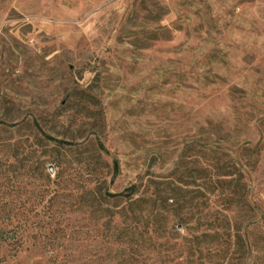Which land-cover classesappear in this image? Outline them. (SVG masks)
<instances>
[{
	"label": "rangeland",
	"instance_id": "obj_1",
	"mask_svg": "<svg viewBox=\"0 0 264 264\" xmlns=\"http://www.w3.org/2000/svg\"><path fill=\"white\" fill-rule=\"evenodd\" d=\"M101 184L140 264H264V0H0V264H121Z\"/></svg>",
	"mask_w": 264,
	"mask_h": 264
},
{
	"label": "trees",
	"instance_id": "obj_2",
	"mask_svg": "<svg viewBox=\"0 0 264 264\" xmlns=\"http://www.w3.org/2000/svg\"><path fill=\"white\" fill-rule=\"evenodd\" d=\"M42 168L44 167V170L47 168H45L47 166L46 162H41L40 165ZM56 167H58V165H56ZM44 182H45V190H43L42 192L39 193V195L43 198L45 197L48 193L52 192V194H54L52 196V198L49 200V203L53 204L54 202H56V200L59 198L60 194L58 192V190H51L52 186H57L58 188L61 186L62 184V177H61V173H59L56 177L55 180H53L52 176L50 174H47L44 172ZM135 187H131L129 189H127L125 191L124 194L121 195H112L110 194L107 189H105L104 185L101 184L99 185L95 190L90 191V194H94V193H98V196L102 199H115V200H119V199H126V204H127V208L124 209V227L121 229L120 231V235L118 237V239H120L123 242V245L126 247L125 249H123L121 251V259L122 262L121 264H140V260L142 258H150V257H154V255H156L155 253L158 251L157 246H158V239H167V240H174V241H181L182 244H187L188 242V238L183 237V236H163L162 238L160 236H158L157 234H155L153 232V235L150 234V227H154V225L158 224V221H154L151 225V223H147V222H143L142 220V216H141V210L139 211V205L140 203L144 202V200H136L135 196L136 193L135 191ZM165 210V209H164ZM116 215H111L110 219H111V223H114V219H115ZM167 220V219H166ZM157 222V223H156ZM142 228H148V232L147 231H142ZM204 237H206V235H204ZM197 240H199V238H197ZM198 249H200V246H197ZM163 248H165V245H159V250H162ZM199 251V250H198ZM184 252L180 253V256H176L174 261H169L170 263H174L175 260L177 259H182L184 256ZM188 256H190L188 253ZM163 253L160 251L157 256H155V261L154 264H168V262L165 259H171L170 256L165 255L164 257ZM162 258V261H160V259ZM189 258V257H188ZM179 264H186V262L184 263H179Z\"/></svg>",
	"mask_w": 264,
	"mask_h": 264
}]
</instances>
